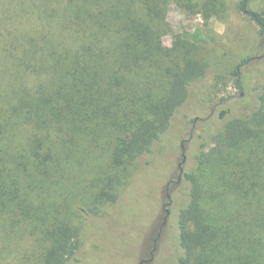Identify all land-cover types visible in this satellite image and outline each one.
Here are the masks:
<instances>
[{
  "label": "trees",
  "instance_id": "obj_1",
  "mask_svg": "<svg viewBox=\"0 0 264 264\" xmlns=\"http://www.w3.org/2000/svg\"><path fill=\"white\" fill-rule=\"evenodd\" d=\"M256 2L239 9L264 39ZM173 4L206 22L221 11L219 0H0V264H78V224L117 204L174 129L211 40L197 29L165 47ZM248 61L232 74L240 90ZM255 91L253 111L224 109L183 159L178 264H264V79Z\"/></svg>",
  "mask_w": 264,
  "mask_h": 264
},
{
  "label": "rangeland",
  "instance_id": "obj_2",
  "mask_svg": "<svg viewBox=\"0 0 264 264\" xmlns=\"http://www.w3.org/2000/svg\"><path fill=\"white\" fill-rule=\"evenodd\" d=\"M241 1L219 0L221 11L208 22L176 4L170 7L166 23L171 33L163 38L165 47L174 49L179 35L202 29L211 40L199 55L207 74L195 85L174 129L144 159L150 164L139 170L134 167V178L123 179L119 202L103 206L98 217L78 224L82 238L78 264H178L183 255L178 211L189 200V185L180 175L186 171L183 159L192 161L203 142L199 134L224 125L219 120L224 109L233 110L231 119L253 111L258 104L255 89L264 79V39L258 25L240 11ZM251 8L263 10L264 0H257ZM246 59L250 61L242 68L240 90L232 74ZM192 130L193 139L189 137ZM210 142L207 152L216 148L219 139ZM179 177L182 183L175 190Z\"/></svg>",
  "mask_w": 264,
  "mask_h": 264
}]
</instances>
